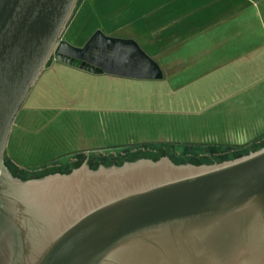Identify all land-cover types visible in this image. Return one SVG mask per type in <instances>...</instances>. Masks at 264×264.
I'll return each instance as SVG.
<instances>
[{"label": "water", "instance_id": "95a60500", "mask_svg": "<svg viewBox=\"0 0 264 264\" xmlns=\"http://www.w3.org/2000/svg\"><path fill=\"white\" fill-rule=\"evenodd\" d=\"M79 0H0V264H264V146L212 164L87 162L22 179L5 165L17 113L52 57L161 79L134 39H63Z\"/></svg>", "mask_w": 264, "mask_h": 264}, {"label": "crops", "instance_id": "0c3cea01", "mask_svg": "<svg viewBox=\"0 0 264 264\" xmlns=\"http://www.w3.org/2000/svg\"><path fill=\"white\" fill-rule=\"evenodd\" d=\"M130 7L145 19L125 37L163 77L49 64L13 123L6 156L17 166L149 143L240 150L264 140V0H133ZM78 31L85 36V18ZM143 44H160L158 57Z\"/></svg>", "mask_w": 264, "mask_h": 264}, {"label": "rangeland", "instance_id": "374dc122", "mask_svg": "<svg viewBox=\"0 0 264 264\" xmlns=\"http://www.w3.org/2000/svg\"><path fill=\"white\" fill-rule=\"evenodd\" d=\"M133 0H80L75 8V13L68 23L63 33V39L79 42V46L85 44L88 38L97 30L101 29L111 36H128L132 29L138 27V22L145 19V13L139 12L135 8L130 7ZM135 1V0H134ZM139 1V0H137ZM141 1V0H140ZM145 1V0H142ZM85 7V17L83 8ZM85 18V36L79 34V27ZM152 50V47L143 44ZM151 51L153 55L158 57L161 45L153 46ZM54 57L49 64L57 62ZM48 64V65H49ZM47 65V66H48ZM264 142V140L262 141ZM244 149H232L199 145H182L174 143H149L139 146L112 147L92 150L89 152H80L71 154L59 159L53 164L42 166L39 168H21L12 162L8 157L5 159V165L14 176L21 178H36L64 171L69 166L78 167L87 162L90 167L97 168L102 163L106 165H121L126 160H138L141 158L160 159L168 157L174 163H197L212 164L226 160L235 159L244 155ZM8 162V163H7ZM16 172L17 174L13 173Z\"/></svg>", "mask_w": 264, "mask_h": 264}, {"label": "trees", "instance_id": "16d2710c", "mask_svg": "<svg viewBox=\"0 0 264 264\" xmlns=\"http://www.w3.org/2000/svg\"><path fill=\"white\" fill-rule=\"evenodd\" d=\"M80 1V0H79ZM79 3V2H78ZM74 13H75V11L73 12V15H74ZM73 15H72V17H73ZM71 17V18H72ZM70 22V21H69ZM264 146V142H259V143H256V144H253V145H251V146H248L247 148H244V154H247V153H249L250 151H253V150H256V149H259V148H261V147H263ZM6 157L7 156H5V159H6ZM8 163V162H7ZM13 173L14 174H17L16 172H14L13 171ZM17 176H20V175H18L17 174Z\"/></svg>", "mask_w": 264, "mask_h": 264}, {"label": "flooded vegetation", "instance_id": "af4514ba", "mask_svg": "<svg viewBox=\"0 0 264 264\" xmlns=\"http://www.w3.org/2000/svg\"><path fill=\"white\" fill-rule=\"evenodd\" d=\"M74 168H76V167H74V166L71 165V166L68 167V169H66L64 171H57V172H60V173H68V172H71ZM48 174H50V173H48ZM22 179H28V178H22Z\"/></svg>", "mask_w": 264, "mask_h": 264}]
</instances>
